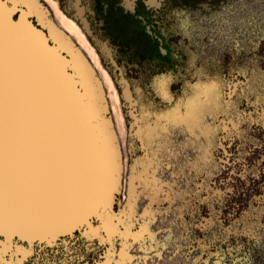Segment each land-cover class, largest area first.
<instances>
[{
  "label": "snow or ice",
  "instance_id": "6c2138e0",
  "mask_svg": "<svg viewBox=\"0 0 264 264\" xmlns=\"http://www.w3.org/2000/svg\"><path fill=\"white\" fill-rule=\"evenodd\" d=\"M64 10L88 29L80 0ZM69 44L39 0H0V264H264V57L189 52L145 79L101 46L131 109L121 143Z\"/></svg>",
  "mask_w": 264,
  "mask_h": 264
},
{
  "label": "rangeland",
  "instance_id": "374dc122",
  "mask_svg": "<svg viewBox=\"0 0 264 264\" xmlns=\"http://www.w3.org/2000/svg\"><path fill=\"white\" fill-rule=\"evenodd\" d=\"M57 1L64 10L65 0H39V3L50 14L51 23L68 38L102 85L106 100L105 119L110 120L121 143L129 127L127 113L131 109L125 106L121 90L100 51L101 46L110 50L109 59L117 68L139 66L138 69L134 67L132 72L143 71L145 79L186 66L189 52L209 63H227L229 58L242 61L253 56L264 57V42L258 49H254L252 43L256 35L253 29L264 31V0H166L163 9L149 7L146 0H134L133 9L125 8L124 0H80L81 7L88 9L85 13L88 29L82 26L85 32L73 18L74 15L72 17L64 10L65 14ZM7 2L11 6L13 0ZM139 3L143 6L137 12ZM176 9L183 10L187 16L182 17ZM64 18L75 23L71 21L66 29ZM41 29L48 34L47 28ZM63 53L71 59L67 48ZM86 54L93 59V63ZM176 87L172 84L171 90L175 92ZM81 91H84L83 87ZM127 159L125 157V165ZM170 264L186 262L181 260Z\"/></svg>",
  "mask_w": 264,
  "mask_h": 264
},
{
  "label": "flooded vegetation",
  "instance_id": "af4514ba",
  "mask_svg": "<svg viewBox=\"0 0 264 264\" xmlns=\"http://www.w3.org/2000/svg\"><path fill=\"white\" fill-rule=\"evenodd\" d=\"M140 1V0H139ZM57 4H58V6H59V8L64 12V10L62 9V7H61V5L58 3V1H57ZM112 4V3H111ZM142 4L141 3H139L137 6H136V11L138 12V11H141V8H142ZM59 11V10H58ZM65 13V12H64ZM66 14V13H65ZM69 15V14H68ZM70 16H72V15H70ZM73 17V16H72ZM74 18V17H73ZM75 20H76V22L79 24V26L81 27V29L83 30V28H82V25H81V23H80V21H78L76 18H74ZM71 21H73V20H70L69 18H64L63 19V23L66 25V29H68L69 28V26H70V24L72 23ZM74 22V21H73ZM75 23V22H74ZM76 25V24H75ZM78 28V27H77ZM71 30H75V28L73 27V26H71ZM84 31V30H83ZM80 32V31H79ZM85 32V31H84ZM84 37V36H83ZM84 41H85V37H84ZM77 42H79V41H77ZM94 49V48H93ZM94 51H95V53H96V55H97V52H96V50L94 49ZM85 52V51H84ZM86 53V52H85ZM86 56H87V54H86ZM88 57V56H87ZM88 58H90V57H88ZM97 58H98V55H97ZM91 59V58H90ZM91 62L93 63V59H91ZM94 66V65H93Z\"/></svg>",
  "mask_w": 264,
  "mask_h": 264
},
{
  "label": "water",
  "instance_id": "95a60500",
  "mask_svg": "<svg viewBox=\"0 0 264 264\" xmlns=\"http://www.w3.org/2000/svg\"><path fill=\"white\" fill-rule=\"evenodd\" d=\"M39 30L41 31V34L42 35H47L41 28ZM45 43H47V46L49 48H52L53 47V44L50 43L48 39L45 40ZM60 55L63 56L65 59H69V57H67L66 55H64L63 52H61ZM69 75H72V73H69Z\"/></svg>",
  "mask_w": 264,
  "mask_h": 264
}]
</instances>
